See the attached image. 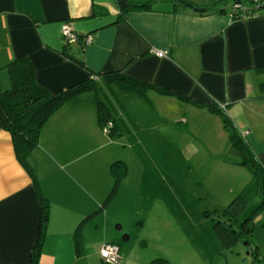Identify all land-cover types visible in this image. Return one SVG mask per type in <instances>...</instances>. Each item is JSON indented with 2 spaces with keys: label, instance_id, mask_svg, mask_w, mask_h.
Returning <instances> with one entry per match:
<instances>
[{
  "label": "crops",
  "instance_id": "obj_1",
  "mask_svg": "<svg viewBox=\"0 0 264 264\" xmlns=\"http://www.w3.org/2000/svg\"><path fill=\"white\" fill-rule=\"evenodd\" d=\"M129 1L0 0L4 87L10 84L6 65L21 56L30 59L37 83L53 95L98 75L97 94L82 92L47 119L27 157L29 167L18 159L9 132L0 129V264H32L42 195L49 209L37 264H88L89 256L98 260L102 243L121 239L124 226L116 213V227L109 222L116 192L99 208L114 184L112 163L125 160L99 156L89 148L102 134L100 91L109 97L118 135L117 123H208L217 132L208 138L209 146L222 150L227 144L229 151L222 115L211 109L216 105L249 145L248 158L264 170V11L234 19L229 15L233 0H187L205 8L203 12L176 0H152L148 8L120 17ZM64 23L76 33V41H64ZM87 35L92 37L89 44L84 43ZM153 47L166 56L158 57ZM115 72L176 94L126 89L107 78ZM186 149L198 150L195 145ZM236 161L232 164L240 165ZM126 177L125 172L118 186ZM251 181L252 174L236 196L244 195ZM252 193L262 199L260 190L251 188L247 196ZM108 228L111 240L89 249L90 234L106 235Z\"/></svg>",
  "mask_w": 264,
  "mask_h": 264
},
{
  "label": "rangeland",
  "instance_id": "obj_2",
  "mask_svg": "<svg viewBox=\"0 0 264 264\" xmlns=\"http://www.w3.org/2000/svg\"><path fill=\"white\" fill-rule=\"evenodd\" d=\"M99 93L106 103L108 95ZM109 124H98L102 134L89 148L126 162L127 177L117 187L109 218L113 225L116 213L124 226L118 264H149L156 258L170 264H264V209L253 217L250 232L241 224L260 204L259 196L247 197L236 218L224 214L252 173L246 165L232 164L238 159L227 144L222 150L209 146L208 138L217 134L212 125L117 123L121 135H111L105 131ZM189 145L197 152L187 151ZM106 232L90 234L88 248L111 240L112 230ZM88 264L105 263L99 254L98 260L89 256Z\"/></svg>",
  "mask_w": 264,
  "mask_h": 264
},
{
  "label": "trees",
  "instance_id": "obj_3",
  "mask_svg": "<svg viewBox=\"0 0 264 264\" xmlns=\"http://www.w3.org/2000/svg\"><path fill=\"white\" fill-rule=\"evenodd\" d=\"M150 2H152V0H130L121 8L120 17H123L125 13L131 10L146 9L148 8ZM176 2L182 6H185V3H189L187 0H176ZM233 18L240 19L242 16L237 15ZM5 68L10 84L8 87L4 88L0 80V129L9 132L18 159L25 166L29 167L27 157L29 152L38 144L41 129L47 119L64 102L76 95L86 91H93L97 94L96 77L98 75L92 73L88 80L76 83L64 92L58 95H53L46 88L37 83L32 62L28 57H18L8 63ZM107 78L119 82L122 87L126 89L138 92H143L145 88H154L167 95L176 94L170 90L163 89L143 81L122 77L119 72L109 73L107 74ZM211 109L222 115L223 125L229 133L230 154L238 157L240 160L237 163L248 166L252 173V181L245 187L244 195L241 193L232 199L225 206L224 214L236 218V216L245 208V205L247 204V195H249L251 188H254V191L260 190L262 193L260 204L241 222L244 230L250 232L253 229V217L261 209H264V170L259 168L254 161L248 158L249 155H251L250 147L246 143L243 136L237 131L234 124L230 121V118L226 116L227 114H223V112H221L216 105H212ZM97 110L99 124L103 125L107 121H110L111 126L107 128L106 132L111 135H116L113 116L110 113L107 104L101 98L97 99ZM111 172L114 176V184L112 190L99 209L105 206L114 196L120 178L126 172L125 162L122 160L114 161L111 165ZM34 183L38 186L35 176ZM41 205L40 233L36 246L32 252V264H37L39 249L43 241L47 223L49 204L44 195L41 196ZM226 232L231 234L232 230L227 228ZM253 253L256 255V252L253 251ZM256 259L257 257H255V260ZM149 264L170 263L163 258H156L151 260Z\"/></svg>",
  "mask_w": 264,
  "mask_h": 264
},
{
  "label": "built area",
  "instance_id": "obj_4",
  "mask_svg": "<svg viewBox=\"0 0 264 264\" xmlns=\"http://www.w3.org/2000/svg\"><path fill=\"white\" fill-rule=\"evenodd\" d=\"M249 4V8L245 7V4ZM259 11H264V0H233L232 3V11L230 12V17H236L237 15H241L242 18L247 16L256 15ZM61 31L64 37V41L66 43L74 42L78 39L76 33H74L71 27L64 23L61 26ZM92 41V37L89 35L84 37V43L89 44ZM152 50L158 57H165L166 51L153 47ZM224 107L223 105L221 106ZM106 123H110L106 125L105 131L108 127L111 126V122L107 121ZM99 254L101 259L105 264H118L119 262V249L118 245L112 242L103 243L99 247Z\"/></svg>",
  "mask_w": 264,
  "mask_h": 264
},
{
  "label": "water",
  "instance_id": "obj_5",
  "mask_svg": "<svg viewBox=\"0 0 264 264\" xmlns=\"http://www.w3.org/2000/svg\"><path fill=\"white\" fill-rule=\"evenodd\" d=\"M185 6L186 7H188V8H190V9H193V10H195V11H197V12H202V11H204L205 10V8H198V7H195L193 4H191V3H185ZM254 264H259L258 262H255Z\"/></svg>",
  "mask_w": 264,
  "mask_h": 264
}]
</instances>
